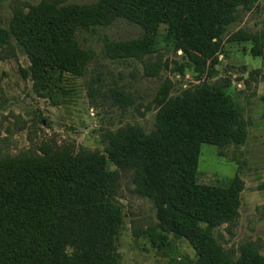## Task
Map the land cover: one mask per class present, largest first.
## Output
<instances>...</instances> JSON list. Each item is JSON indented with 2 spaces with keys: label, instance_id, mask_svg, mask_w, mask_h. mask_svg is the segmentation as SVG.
<instances>
[{
  "label": "trees",
  "instance_id": "1",
  "mask_svg": "<svg viewBox=\"0 0 264 264\" xmlns=\"http://www.w3.org/2000/svg\"><path fill=\"white\" fill-rule=\"evenodd\" d=\"M259 2L43 0L14 11L0 40L15 39L43 97L56 100L76 92L71 83L86 73L91 57L78 33L117 20L136 25L140 33L126 40L107 38L109 58H150L145 62L149 77L173 68L184 75L193 67L206 77L177 92L164 84L155 98L153 129L129 123L108 132L106 154L47 144L40 152L0 156V264H120L126 215L118 197L119 170L109 163L131 172L133 191L153 202L162 231L193 247L192 264H264L257 247L231 253L216 236L239 216L243 181L198 178L203 144L221 148L247 141L249 122L228 91L230 81L212 80L227 42H252L251 53L263 54L256 32L232 30ZM164 51H181V60L164 61ZM113 93L127 98L120 90Z\"/></svg>",
  "mask_w": 264,
  "mask_h": 264
},
{
  "label": "rangeland",
  "instance_id": "2",
  "mask_svg": "<svg viewBox=\"0 0 264 264\" xmlns=\"http://www.w3.org/2000/svg\"><path fill=\"white\" fill-rule=\"evenodd\" d=\"M43 0H0V31L10 30L14 11L28 9ZM96 0H67L87 3ZM250 30L264 36V0L247 13L243 22L232 30ZM140 29L117 20L97 31L78 33L81 45L91 53L86 73L74 80L76 92L52 100L41 96L27 74L30 60L13 37L0 40V156L17 155L25 150H42L47 144L70 146L76 151H100L106 154L108 132L126 124L154 127L156 96L168 84L173 92L204 80L206 74L188 70L184 75L164 69L160 76L145 74V61L111 59L105 52V40H126L139 36ZM174 33V25L168 35ZM253 43L227 42L212 80L228 84V91L244 109L250 122L249 137L244 145L218 147L203 144L198 163L200 182L227 180L238 176L243 181L239 216L232 224H224L216 236L226 251L238 253L245 245H253L264 254V141L258 128L264 110V84L257 81L251 53ZM165 52L164 61L181 60L177 54ZM168 57V58H167ZM152 60V59H151ZM174 66V65H173ZM259 82V83H258ZM260 84V85H259ZM127 96L117 99L113 90ZM264 126V124H263ZM119 170V200L123 204L125 224L120 240V264H192L197 256L184 239L165 233L159 226L153 202L137 195L131 172Z\"/></svg>",
  "mask_w": 264,
  "mask_h": 264
},
{
  "label": "crops",
  "instance_id": "3",
  "mask_svg": "<svg viewBox=\"0 0 264 264\" xmlns=\"http://www.w3.org/2000/svg\"><path fill=\"white\" fill-rule=\"evenodd\" d=\"M258 35L260 36V43H261V48L263 50V54L262 55H258V56H254V58H256V60H257V62L255 64L254 73H256L257 81H259L260 84L261 83L264 84V36H261L260 33H258ZM261 99L264 100V94L261 96ZM261 120H262V122H261L262 126L261 125L259 126L258 134H262L263 141H264V126H263V124H264V110H263V113H262V119ZM249 126H250V122H249V125H248V137H249V133H250L249 132ZM248 137H247V139H248Z\"/></svg>",
  "mask_w": 264,
  "mask_h": 264
}]
</instances>
